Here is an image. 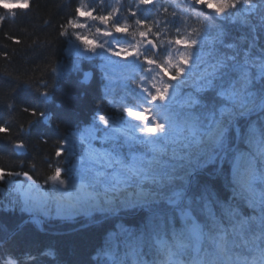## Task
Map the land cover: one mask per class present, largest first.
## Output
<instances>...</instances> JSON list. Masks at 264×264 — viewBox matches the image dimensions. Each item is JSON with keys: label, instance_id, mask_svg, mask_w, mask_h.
Returning a JSON list of instances; mask_svg holds the SVG:
<instances>
[{"label": "snow or ice", "instance_id": "6c2138e0", "mask_svg": "<svg viewBox=\"0 0 264 264\" xmlns=\"http://www.w3.org/2000/svg\"><path fill=\"white\" fill-rule=\"evenodd\" d=\"M0 2L9 13L0 15L3 26L17 11H31L34 0ZM141 6L151 20L130 11L122 21L119 9L96 14L99 9L80 4L57 26L58 38L74 36L87 52L107 53L102 60L134 57L139 80L129 78L130 103L112 117L99 110L101 98L87 135L77 128L61 136L56 162L45 160L43 175L35 159L26 164L30 128L14 131L11 120L16 112L34 117L29 125L51 117L30 101L18 104L14 88L5 92L0 140L7 139L8 159L15 161L0 167V194L22 192L8 204L36 223L122 218L95 250L96 264H264V0H175L172 11L161 0H139ZM193 12L206 22L181 35ZM80 17L98 21L103 27L96 34L106 39L90 43L78 34ZM173 29L175 37L165 41ZM129 36L135 42L120 43ZM5 39L25 43L7 32ZM45 45L51 46L48 36L28 43ZM0 58L10 62L12 53L0 51ZM73 70L82 69L51 68L57 77ZM99 71L108 79L103 63ZM92 75L84 72L86 80ZM13 78L50 97L41 91L49 87L43 76ZM54 255L47 246H0V264H44Z\"/></svg>", "mask_w": 264, "mask_h": 264}, {"label": "trees", "instance_id": "16d2710c", "mask_svg": "<svg viewBox=\"0 0 264 264\" xmlns=\"http://www.w3.org/2000/svg\"><path fill=\"white\" fill-rule=\"evenodd\" d=\"M161 2L164 7L169 8V11L173 10L172 6L175 0H161ZM80 4H83L85 8L91 6L99 9L96 14H103L106 10L119 9L118 15L122 18V21L130 16V11H137L138 18L145 16L149 20L153 18L142 6L137 7L139 0H34L31 11H17L14 21L10 18L6 19L3 26H0V51L12 53L10 62L0 58V99L3 98L5 92L14 88L18 104L22 105L24 102L30 101L45 111L48 117H51L50 125L43 124L41 120L29 125L28 120H35V118L22 112L14 113L11 120L14 131L21 124L26 129L30 128V135L26 133L24 137L28 144L24 156L26 157V164L35 159L41 175L47 171L45 160L51 158L52 163L56 162L57 158L54 156V151L59 138L76 131L77 128L90 125L93 116L98 114L97 105L102 97H106V99L99 110L109 116L113 114L114 105L119 104L117 97H120V95L115 87L109 85L107 79L98 71L97 58L86 59L81 64H76L81 69L83 68L81 71H64L58 77L51 72V68L57 64L71 67L74 63L69 56L65 55L66 48L64 47L68 46L69 40L67 41L64 37L58 38L56 33L57 26L62 19L70 10H74ZM157 7H160V5L158 4ZM152 13L155 14V9L152 10ZM2 15H9L7 9L3 10ZM162 17L163 11L161 10V17H157V19ZM184 19L186 23L181 30V35L199 29L206 22V15H198L197 12H193L190 18L185 16ZM45 21H50V23H45ZM130 24L132 29L138 30L134 21H130ZM160 30L165 31L163 27ZM229 31L235 34L237 29L229 27ZM6 32L18 36L25 43L14 45L11 41L5 39ZM175 35L176 32L173 29L171 36L166 35L163 39L166 41L174 38ZM44 36L50 38V47L46 45L28 46L30 38L36 39ZM124 38L129 43L135 42L130 36ZM136 39L138 40L139 37ZM4 45H7V48L3 47ZM132 62L137 65L135 58ZM38 68L39 70H37ZM85 68L93 69V78L89 84L81 82V72ZM6 72L12 73L13 76L19 75L21 72H27L29 76H34L35 79L43 76L48 81L49 87L48 89L41 88V91H49L50 97L47 100L39 97L35 91V86L19 83L13 76L6 75ZM121 99L123 104L130 103L128 97ZM0 117L6 118V112L2 105H0ZM38 137H46L48 142L43 143ZM0 153H3L0 155V167L8 166L15 161V156L11 161L8 159L10 146L7 139L0 140ZM60 163L63 164L64 161L61 160ZM13 197H16V195L11 192L0 194V204L5 205V207H0V241H3L0 246L11 245L15 248L18 243H26L33 251L37 247H50L55 254L54 258L49 257L44 264H96L92 259L95 250L103 243L106 234L116 224L122 222L120 217L110 218L101 214H97L95 218V221H99L98 223L90 221V224L86 227H80L82 224L87 223L86 220L83 221L82 219L75 221L48 219L44 222L45 231H41L34 223H25L6 240L7 235L27 215L21 212L18 207L13 208L8 204V201ZM74 228L77 229L73 230ZM55 231L61 232L54 233Z\"/></svg>", "mask_w": 264, "mask_h": 264}, {"label": "rangeland", "instance_id": "374dc122", "mask_svg": "<svg viewBox=\"0 0 264 264\" xmlns=\"http://www.w3.org/2000/svg\"><path fill=\"white\" fill-rule=\"evenodd\" d=\"M5 2H7V0H5ZM3 3L0 2V8H3ZM213 7H215V5H213ZM6 10V9H5ZM6 12V11H4ZM0 15H2V12L0 11ZM81 19L77 18V23L80 24H85L83 28L78 29V34H80L81 36H83L85 39H87L90 43L93 41H103L106 38L104 37H100L96 34V28L97 27H102L98 21H92L86 17H80ZM83 19V20H82ZM71 31V30H70ZM185 36H187V34H185ZM120 43L125 44V46H127L129 44V41L124 38L121 37L120 38ZM68 50L70 52V54L68 55L73 61V65L75 64H81L82 61L86 60L84 57H87V59L91 60V59H96L97 58V69L99 71V66L103 63L106 70L108 71V79L107 82L109 85L115 87V90L119 93L120 97H117V101L119 102L118 105H114V109H113V113H117V109L121 108L123 106H125L126 104H123L121 102V98L124 97H128L127 96V88L130 86H134L133 84H131L130 82V77H132L134 74H136V79L139 80V75H138V66L132 62V60H134V57L129 56L128 60L125 61L123 60V58H117V57H110V61L109 60H102V57H106L107 53L102 52L101 50H97V52L99 53V55L93 54L91 52H87L85 49V45L82 44L80 41H77L75 39L74 36H71V38L69 39V46H68ZM183 50V49H181ZM83 54V55H81ZM172 55L176 56L178 55L175 51V47H173L172 49ZM116 61H119L118 63H116ZM83 69V68H82ZM87 68L84 69V71ZM83 71V73H84ZM101 73V72H100ZM81 82L82 78H81ZM113 98L115 96H112ZM112 117V115L110 116ZM89 129V125H86L84 130L81 132V134L87 135ZM22 195V192H20ZM110 218L112 217H116V216H108ZM82 219L83 221H89L86 217H77V219ZM21 228V227H20ZM5 241V240H4ZM3 242V241H2Z\"/></svg>", "mask_w": 264, "mask_h": 264}, {"label": "bare ground", "instance_id": "6f19581e", "mask_svg": "<svg viewBox=\"0 0 264 264\" xmlns=\"http://www.w3.org/2000/svg\"><path fill=\"white\" fill-rule=\"evenodd\" d=\"M3 10H5L4 7H3V8H0V11H1V12H3ZM64 38L68 41L71 37H64ZM68 46H69V44H68ZM68 46H67V47H66V46L64 47V48H66V51H65V55H66V56H68V55L70 54V52H69V50H68ZM87 70H92V72H93V69H92V68L86 69L85 71H87ZM85 71H84V72H85ZM82 77H84V73H83V72H81V78H82ZM92 78H93V75H92ZM92 78H91V80H92ZM91 80H90V81H91ZM90 81H88L87 83H84V82H83V83H84V84H89ZM112 99H113V98H112ZM113 100H114V99H113ZM47 116H48V115H47ZM41 121H42L43 124L50 125V120H44V119H42ZM84 128H85V126H83V128H79V129H80V132H82V131L84 130ZM73 132H74V131H73ZM11 193L15 194L16 197H21V196H22L20 192H11ZM26 214H27V213H26ZM28 217H30L28 214L25 215V217L21 219V222L25 221ZM42 219H43V222H42L41 224H43V229H40V228H39V229H40L41 231H45V228H44V222H45L46 220H48V219H49V220H52V219H56V218H42ZM78 219H79V218H78ZM57 220H58V219H57ZM75 220H77V218H76ZM75 220H74V221H75ZM21 222H20V223H21ZM30 222H31V223H34L36 226L39 225L38 223L34 222L32 219H31L30 221L25 222V223H30ZM95 222L98 223L99 221H95ZM25 223H24V224H25ZM89 224H90V221H87V223L82 224L80 227H86V226H88ZM22 226H23V225H22ZM22 226H21V227H22ZM16 227H17V226H16ZM16 227H15V228H16ZM38 227H39V226H38ZM75 229H77V228H74L73 230H75ZM14 230H15V229H14ZM18 230H19V229H18ZM18 230H17V231H18ZM17 231H16V232H17ZM70 231H72V229H70ZM58 232H61V231H55L54 233H58ZM7 237H8V235H7ZM7 237H6V238H7Z\"/></svg>", "mask_w": 264, "mask_h": 264}, {"label": "water", "instance_id": "95a60500", "mask_svg": "<svg viewBox=\"0 0 264 264\" xmlns=\"http://www.w3.org/2000/svg\"><path fill=\"white\" fill-rule=\"evenodd\" d=\"M87 71H89V70H87ZM92 71V70H91ZM92 78V77H91ZM91 79H88V80H86V78H85V76L84 77H82V81L84 82V83H87L88 81H90ZM31 220V217H28L25 221H23V222H21V223H19V225L15 228V230H13L9 235H8V237L6 238V240H8L18 229H20V227L22 226V225H24V223L25 222H27V221H30ZM39 225V228L40 229H43V224H41V223H38ZM3 244V242L2 241H0V245H2Z\"/></svg>", "mask_w": 264, "mask_h": 264}]
</instances>
